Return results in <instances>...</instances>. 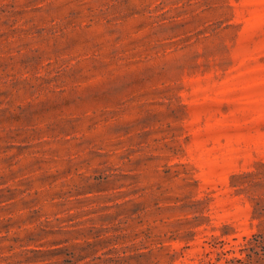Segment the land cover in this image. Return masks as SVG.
Returning a JSON list of instances; mask_svg holds the SVG:
<instances>
[{
    "label": "rangeland",
    "instance_id": "1",
    "mask_svg": "<svg viewBox=\"0 0 264 264\" xmlns=\"http://www.w3.org/2000/svg\"><path fill=\"white\" fill-rule=\"evenodd\" d=\"M255 234L264 0H0V264H264Z\"/></svg>",
    "mask_w": 264,
    "mask_h": 264
},
{
    "label": "trees",
    "instance_id": "2",
    "mask_svg": "<svg viewBox=\"0 0 264 264\" xmlns=\"http://www.w3.org/2000/svg\"><path fill=\"white\" fill-rule=\"evenodd\" d=\"M262 237H263V235H261V234H255L252 237V239L254 241L253 242L249 241L251 244V247H252V251L256 255L259 254L258 248H260V250H264V242L262 240ZM221 253L224 254V251L222 250ZM247 255L249 257H251V254H247ZM225 260H226L227 264H235V262H237V261L242 263L241 258H238L237 256H233V257H229V258L226 257Z\"/></svg>",
    "mask_w": 264,
    "mask_h": 264
}]
</instances>
